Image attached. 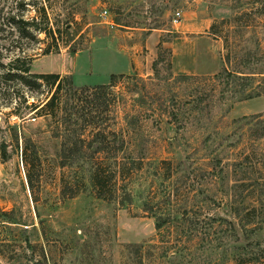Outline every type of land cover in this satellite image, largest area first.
<instances>
[{"label": "rangeland", "instance_id": "obj_1", "mask_svg": "<svg viewBox=\"0 0 264 264\" xmlns=\"http://www.w3.org/2000/svg\"><path fill=\"white\" fill-rule=\"evenodd\" d=\"M0 8L46 30L10 33L0 14V264H264V136H256L264 95L239 100L225 76L168 66L181 21L209 19L221 67L227 52L238 53L233 63L249 51L244 71L264 73V0H0ZM152 32L159 44L146 48ZM208 44L184 45L208 53ZM123 52L142 55L144 71L118 74L129 66ZM205 56V66L218 67ZM14 57L32 73L70 67L72 75L59 74L76 87L108 86L111 74L116 82L97 103L63 107L59 118L33 109L51 95L50 84L4 75ZM262 75L255 86L264 85ZM97 130L107 149L93 156L107 171L113 132L125 140L124 204L95 196L91 161L61 166L63 138ZM78 172L86 188L63 198L61 176Z\"/></svg>", "mask_w": 264, "mask_h": 264}, {"label": "trees", "instance_id": "obj_2", "mask_svg": "<svg viewBox=\"0 0 264 264\" xmlns=\"http://www.w3.org/2000/svg\"><path fill=\"white\" fill-rule=\"evenodd\" d=\"M0 14L1 19L6 21L4 24L9 25L11 28L10 33H12L13 28V31L16 29L19 33L26 35L28 31L27 26H32L34 29L46 32L45 28L41 26V23L36 22L34 19L31 21L23 20L21 16H19L16 12H12L11 9L4 11V9L0 8ZM212 28L213 24H210V32H214L212 31ZM48 53H50L49 50L44 52V54ZM237 55L238 53L230 55V52H227L225 54V65H222L219 72L212 75H215L216 77L225 76V86L227 88L230 87L233 93L239 94V100H246L264 95V85L255 86L253 84L256 77L260 74H263L261 76V81L264 82V73L244 71L250 64V52L248 51L245 53V56L248 57L247 59L242 56V59L239 60V62L232 63L231 58H237ZM1 56L2 52H0V59ZM161 60L162 57L160 54H157V59L153 62V69H155V72L156 65ZM29 64L30 62L27 63L25 59L14 57L12 61L9 62L4 75L8 78L17 76L23 77V75H28V77L40 79L50 84L53 87L51 95L44 102L34 105L33 109L47 111V113L51 116H59V118H61L59 114L61 108L63 107L77 108L78 103L83 101L88 102L89 104L94 102L97 103V100L99 101L101 96L107 94L109 88L115 85L116 82L115 75H112L108 86L98 84L94 86L76 87L72 84L71 79L68 80L66 76H61L58 73H32L30 71ZM0 65L2 64L0 63ZM168 66H171L170 61L168 62ZM77 93L78 95L75 96ZM84 93H89L91 95L90 100H87V95H85L86 97H81ZM60 121L63 124L61 119ZM262 127H264V125ZM256 136H264V129L262 133L256 134ZM105 140L106 136H104V132L100 130L92 133L89 138H85L83 133L79 132H75L72 136H65L59 145V159L63 161L61 162V166H72L75 161H81L83 158L86 162L91 161V164L88 162L87 177L95 196L107 201H116L120 204H124L130 200V195L126 188L119 182L120 179H123L125 174L124 172L128 169V163L123 160L121 156L125 151V140L121 131L118 132L116 130L113 132V136L111 138L112 148L110 153L114 167L110 168L109 171L104 168L103 163L105 160L100 161L97 160L98 158L93 156V154L97 155L98 153H104L106 151L107 147L105 146ZM94 144L97 145L93 146ZM89 149H92L89 153L90 156H88L87 152H85ZM83 175V172H78V174L73 177V180H71V178L61 176L60 193L63 198H72L86 188ZM160 217L161 216H157L155 224V228L157 229L160 228Z\"/></svg>", "mask_w": 264, "mask_h": 264}, {"label": "crops", "instance_id": "obj_3", "mask_svg": "<svg viewBox=\"0 0 264 264\" xmlns=\"http://www.w3.org/2000/svg\"><path fill=\"white\" fill-rule=\"evenodd\" d=\"M211 24V20H207L204 23L199 22L198 20H192V21H181L180 26L178 29L175 30V37L171 41H169V48H170V62H171V69L174 73H188V74H213L216 73L220 67H221V56H220V50H221V44L220 41L214 36L208 32L209 27ZM161 34L152 32L149 35L148 43L146 45V48H148V45H154L157 48V45L159 44ZM199 38H204L206 43L208 44L209 52H203L201 49H199L197 46H194L193 48L188 47V43H194ZM183 41V47L181 50L176 48L177 41ZM50 54V53H49ZM123 54L128 58L129 66L126 69L125 72L118 73V74H129L132 71H136L139 73H142L144 71L143 67V57L142 55H135L133 54L130 56L128 53L123 52ZM212 54V59H216L218 61V67H207L204 65L205 62H203V57L205 55ZM46 55V54H45ZM149 59L151 61L154 58V55L152 54L151 50L148 53ZM179 57L186 58L187 61L179 62ZM207 57V56H205ZM39 59V58H38ZM148 59V58H147ZM191 62V63H190ZM64 68V67H63ZM59 70H50V71H44L42 69H39L38 71H34V73H67L69 72L72 75V72L70 71V67L68 69L63 70L62 67ZM114 75V74H111ZM108 83V82H106ZM104 83V84H106Z\"/></svg>", "mask_w": 264, "mask_h": 264}, {"label": "built area", "instance_id": "obj_4", "mask_svg": "<svg viewBox=\"0 0 264 264\" xmlns=\"http://www.w3.org/2000/svg\"><path fill=\"white\" fill-rule=\"evenodd\" d=\"M180 20H181V12L177 10L176 12H174L172 22H173L174 24H176V23H178Z\"/></svg>", "mask_w": 264, "mask_h": 264}]
</instances>
